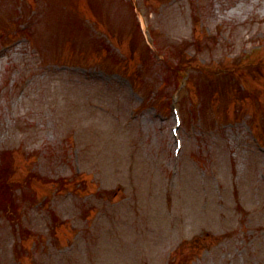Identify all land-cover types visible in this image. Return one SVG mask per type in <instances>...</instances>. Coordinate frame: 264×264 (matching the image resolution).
Segmentation results:
<instances>
[{
    "label": "rangeland",
    "instance_id": "obj_1",
    "mask_svg": "<svg viewBox=\"0 0 264 264\" xmlns=\"http://www.w3.org/2000/svg\"><path fill=\"white\" fill-rule=\"evenodd\" d=\"M0 31V264H264V0H0Z\"/></svg>",
    "mask_w": 264,
    "mask_h": 264
},
{
    "label": "trees",
    "instance_id": "obj_2",
    "mask_svg": "<svg viewBox=\"0 0 264 264\" xmlns=\"http://www.w3.org/2000/svg\"><path fill=\"white\" fill-rule=\"evenodd\" d=\"M6 181H7V179H5L4 181H3V183H5L6 184ZM9 183H7L6 185H8Z\"/></svg>",
    "mask_w": 264,
    "mask_h": 264
}]
</instances>
